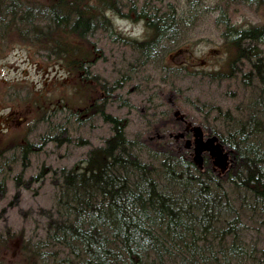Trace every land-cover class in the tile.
I'll return each mask as SVG.
<instances>
[{
  "label": "trees",
  "instance_id": "trees-1",
  "mask_svg": "<svg viewBox=\"0 0 264 264\" xmlns=\"http://www.w3.org/2000/svg\"><path fill=\"white\" fill-rule=\"evenodd\" d=\"M206 1L186 0L184 11L172 0H0L3 27L13 25L21 31L32 22H48L44 29H34L33 36H25L31 44L40 35L49 39L54 27L68 26L81 40L103 31L108 42L129 47L138 66H151L166 84L154 83L153 89L167 109L156 106L155 116L133 139L126 119L106 108L109 101H122L124 83L107 87L85 68L92 61H84L82 54L70 56L66 47L71 63H76L71 70L81 72L77 78L93 86L98 83V95L92 98L91 91L88 110L111 131L82 161L60 169L52 179L66 191L62 217L49 216L44 241L23 238L20 258L29 264H229L243 257V246L235 240L242 212L264 208V21L240 26L233 16L239 6L263 10L264 0H212L205 6ZM203 9L216 14L213 21L227 53L225 78L244 84L255 80L259 89L250 102L244 99L245 117L227 134V125L220 130L196 119L167 87L170 77L180 78L182 69L168 68L166 57L184 46L190 26L206 14ZM112 11L141 21L146 36L138 40L118 34L106 15ZM59 44L65 45L54 42L48 50L59 54L64 46ZM155 49L160 52L157 59ZM137 74L134 70L128 76ZM205 74L213 80L212 71ZM122 104L131 105L129 100ZM213 147L225 155L222 171L215 164ZM230 189L238 194L241 211L234 207ZM5 234L0 236V264H9L1 253L10 251L15 237L10 229Z\"/></svg>",
  "mask_w": 264,
  "mask_h": 264
},
{
  "label": "rangeland",
  "instance_id": "rangeland-1",
  "mask_svg": "<svg viewBox=\"0 0 264 264\" xmlns=\"http://www.w3.org/2000/svg\"><path fill=\"white\" fill-rule=\"evenodd\" d=\"M172 1L187 10L186 0ZM207 5H212V0L206 1ZM203 11L206 14L190 26L184 46L166 57L168 68L182 69L180 78L170 77L167 87L173 90L180 106L196 119L220 130L219 126L227 125L223 129L227 134L235 129L237 120L245 117L243 108L259 89L255 80L244 84L240 79L225 78L227 53L220 28L213 21L216 14ZM106 15L118 34L138 40L146 36L141 21L113 11ZM233 18L240 26L258 24L264 21V9L255 12L239 6ZM36 22L21 31L14 30L13 25L3 27L5 22L0 25V189L4 190H0V236H6L7 229L15 234L10 251L1 253V258L9 264L15 261L29 264L27 258L17 255L20 242L23 238L32 239L31 243L44 241L49 216L60 219L66 191L59 190L52 179L57 178L60 169L82 161L88 149L101 145L111 131L108 124L88 110L91 91L92 98L98 95L95 91L98 83L93 86L81 82L77 78L81 72L71 70L76 68V63H71L73 58L69 55L82 54L84 61H92L85 68L107 87L124 83L122 101H109L106 108L109 114L126 119L129 137H140L145 122L155 116L156 106L167 109L160 104V93L156 95V88L153 89L154 83L159 87L166 84L160 82L151 66H138L129 47L108 42L103 31L81 40L69 33L68 26L54 29L49 26L53 29L50 38L45 41L40 35L31 44L25 36H33L34 29H44L48 23ZM59 41L65 43L59 44L64 45L59 54L48 50ZM66 47L72 53L76 51L75 55L65 53ZM261 49L264 54V46ZM134 70L138 74L128 76ZM210 71L213 80L210 74H205ZM124 100H129L131 105L124 106ZM222 161L215 162L220 171L225 166ZM230 191L234 207L241 211L238 194ZM244 193L246 199L248 193ZM242 221L240 235L235 240L243 246L245 254L229 264H264V208L244 210Z\"/></svg>",
  "mask_w": 264,
  "mask_h": 264
},
{
  "label": "water",
  "instance_id": "water-1",
  "mask_svg": "<svg viewBox=\"0 0 264 264\" xmlns=\"http://www.w3.org/2000/svg\"><path fill=\"white\" fill-rule=\"evenodd\" d=\"M211 153L215 155V160L221 161V159H223V161L220 162V163H224L225 164V161H226L225 155L222 153V151L220 152L219 148L216 149V147H213L212 150H211Z\"/></svg>",
  "mask_w": 264,
  "mask_h": 264
},
{
  "label": "bare ground",
  "instance_id": "bare-ground-1",
  "mask_svg": "<svg viewBox=\"0 0 264 264\" xmlns=\"http://www.w3.org/2000/svg\"><path fill=\"white\" fill-rule=\"evenodd\" d=\"M154 51H155V52H154V54H155V55H154V58H156V59L159 58V57H160V56H159V55H160V52H159L158 50H156V49H155Z\"/></svg>",
  "mask_w": 264,
  "mask_h": 264
},
{
  "label": "flooded vegetation",
  "instance_id": "flooded-vegetation-1",
  "mask_svg": "<svg viewBox=\"0 0 264 264\" xmlns=\"http://www.w3.org/2000/svg\"><path fill=\"white\" fill-rule=\"evenodd\" d=\"M98 105L100 104V103H97Z\"/></svg>",
  "mask_w": 264,
  "mask_h": 264
}]
</instances>
